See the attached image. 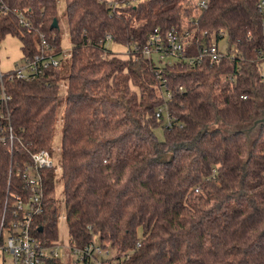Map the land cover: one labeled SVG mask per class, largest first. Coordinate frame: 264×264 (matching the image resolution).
I'll use <instances>...</instances> for the list:
<instances>
[{"label":"trees","instance_id":"obj_1","mask_svg":"<svg viewBox=\"0 0 264 264\" xmlns=\"http://www.w3.org/2000/svg\"><path fill=\"white\" fill-rule=\"evenodd\" d=\"M258 1L209 0L199 10L194 0H119L115 8L64 0L72 49L60 169L72 245L97 236L123 264H264V124L254 138L242 129L254 124L264 102ZM4 2L24 10L32 26L12 12L0 15V42L17 37L23 57L31 59L43 33L63 52L58 0ZM157 28L193 29L200 41L187 57L201 52L204 31L220 30L242 55L213 66L165 65L171 127L156 118L164 101L161 80L141 53ZM107 35L130 49L127 57L99 47ZM61 79L60 66L33 81L5 80L15 147L10 152L0 144V223L8 199L25 191L18 168L30 152L51 149ZM55 178V169L45 172L43 212L32 224L43 245L59 240Z\"/></svg>","mask_w":264,"mask_h":264},{"label":"built area","instance_id":"obj_2","mask_svg":"<svg viewBox=\"0 0 264 264\" xmlns=\"http://www.w3.org/2000/svg\"><path fill=\"white\" fill-rule=\"evenodd\" d=\"M115 8L119 0H97ZM122 4H136L138 0H121ZM196 8L205 10L209 0H194ZM257 8L264 15V0H259ZM14 13L21 25L31 28L26 12L20 9L12 10L4 0H0V15ZM193 21L190 22L193 25ZM196 24V23H194ZM264 30V21H263ZM40 52L31 59L24 58L23 64L17 65L14 69L2 71L0 67V144L8 145L12 152L15 147V138L12 126L10 125V112L8 103L10 96L5 90V80L14 81H33L44 75L45 71L51 67H60L61 61L55 49L49 44L47 37L40 33ZM227 38L224 30L209 33L204 31L202 35L201 52L194 56H186V52L193 46V41L199 42L200 39L195 35L194 30L185 29L177 31L172 29L162 33L159 28L150 35L147 42L141 48L142 55L152 64L154 55H157L159 62L167 58L175 61H184L191 66L202 64L207 61L213 66L215 63L227 58L235 60L242 57L235 45L229 42L225 48H221L220 43ZM112 42V37L107 35L101 40L99 47L108 49L107 45ZM130 49H128V53ZM107 53V52H106ZM166 64H172L168 62ZM163 67H158L156 76L161 80V90L163 104L155 112L156 118L164 119V125L171 127L174 117L169 111L168 102L172 100L173 92L167 88V79L163 77ZM262 82L264 84V56L262 57ZM178 92H184V87L179 86ZM244 99L247 96L243 97ZM31 159L18 168L17 175L21 177L25 185L22 194H14L6 202V208L0 223V264H123V258L117 259L116 250L109 247L95 236L93 240L85 246L72 245L70 238L67 243H60L58 240L50 245H43L32 233V224L35 218L43 212L45 197L44 174L46 171L55 169L56 164L53 154L49 150H39L30 152ZM11 176V173H10ZM199 192V190H198ZM10 211V212H9ZM138 242L136 247L139 248ZM6 255L8 257L6 258Z\"/></svg>","mask_w":264,"mask_h":264},{"label":"rangeland","instance_id":"obj_3","mask_svg":"<svg viewBox=\"0 0 264 264\" xmlns=\"http://www.w3.org/2000/svg\"><path fill=\"white\" fill-rule=\"evenodd\" d=\"M58 18L60 23V35L62 38V48H63V52L59 55V59L61 61L60 66L62 69V79L60 81V98H59L57 122L55 126V137L51 149L49 151L52 152L53 160L56 164L55 182H56V197H57L58 209H59V225H58L59 240L58 241L60 243H67L70 236L68 232L67 222L65 219V198L63 193V183H62L60 165H61L62 126H63L62 118H63V110L65 106L66 93H67V83L70 74V52L72 49V45L69 40L66 5L64 0H58ZM227 43H228V39H224L220 43L221 48H225ZM21 47H22L21 41L17 37H13V36H7L3 41L0 42V67L2 71L14 69L15 67H17V65L23 64L24 57ZM107 47L111 54H115L120 57H127L128 55L127 48L116 45L112 42H110L107 45ZM105 54L107 53L105 52ZM154 62L156 66L163 67L164 64L168 62L174 63L175 60L173 58H167L161 63L159 62L157 55H154ZM259 108L260 109L258 110V114H257L258 119L262 118L263 116L264 102L260 103ZM257 126L253 128V125H246L242 129L243 131L246 132L248 131L251 138H254L257 135L256 132L258 128ZM156 133L158 137L162 139L163 129L162 128L157 129ZM7 257L8 255H6V258Z\"/></svg>","mask_w":264,"mask_h":264},{"label":"water","instance_id":"obj_4","mask_svg":"<svg viewBox=\"0 0 264 264\" xmlns=\"http://www.w3.org/2000/svg\"><path fill=\"white\" fill-rule=\"evenodd\" d=\"M54 26H55V27L58 26V23H57L56 20L54 21ZM259 124H264V114H263L262 118L257 119V120L254 122V124H253V128L256 127V126L259 125Z\"/></svg>","mask_w":264,"mask_h":264},{"label":"crops","instance_id":"obj_5","mask_svg":"<svg viewBox=\"0 0 264 264\" xmlns=\"http://www.w3.org/2000/svg\"><path fill=\"white\" fill-rule=\"evenodd\" d=\"M10 70V69H9ZM8 71V70H7Z\"/></svg>","mask_w":264,"mask_h":264},{"label":"flooded vegetation","instance_id":"obj_6","mask_svg":"<svg viewBox=\"0 0 264 264\" xmlns=\"http://www.w3.org/2000/svg\"><path fill=\"white\" fill-rule=\"evenodd\" d=\"M264 114V113H263Z\"/></svg>","mask_w":264,"mask_h":264}]
</instances>
